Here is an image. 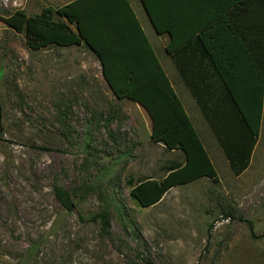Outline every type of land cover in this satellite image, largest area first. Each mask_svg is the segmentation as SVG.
Wrapping results in <instances>:
<instances>
[{"label": "rangeland", "instance_id": "1", "mask_svg": "<svg viewBox=\"0 0 264 264\" xmlns=\"http://www.w3.org/2000/svg\"><path fill=\"white\" fill-rule=\"evenodd\" d=\"M71 1L0 0V264H264V105L258 141L246 142L250 160L235 172L219 140L238 144L240 122L213 101V134L184 92L218 181L201 178L142 206L132 189L162 180L184 156L153 141L147 112L114 95L85 44L35 49L6 23ZM146 28L171 72L167 37ZM103 212L110 237L94 221Z\"/></svg>", "mask_w": 264, "mask_h": 264}, {"label": "trees", "instance_id": "2", "mask_svg": "<svg viewBox=\"0 0 264 264\" xmlns=\"http://www.w3.org/2000/svg\"><path fill=\"white\" fill-rule=\"evenodd\" d=\"M141 2L158 35L169 37L165 51L180 71L181 55L187 50L195 53L194 49L199 64L207 61L220 79L221 89L205 99L204 112L211 126L213 101L220 103L221 111L236 116L240 142L227 146L219 141L234 171L245 168L251 156L246 142L250 148L257 143L263 115L264 0ZM6 23L25 33L35 49L85 44L101 63L114 95L147 112L153 141L185 155V163L172 164L162 180L146 179L132 189L142 206H155L172 188L201 178L218 181L216 168L128 0H72L36 17L17 12ZM54 195L66 211H76L67 190L55 186ZM94 221L100 222L104 235H112L109 212L97 214Z\"/></svg>", "mask_w": 264, "mask_h": 264}, {"label": "crops", "instance_id": "3", "mask_svg": "<svg viewBox=\"0 0 264 264\" xmlns=\"http://www.w3.org/2000/svg\"><path fill=\"white\" fill-rule=\"evenodd\" d=\"M128 1L130 2L132 9L134 10L138 20L140 21L142 28L144 29L149 41L151 42V39L149 37V33L146 30L147 29L146 27L150 26L155 34H156V31H155L146 11L144 9V6H143L141 0H128ZM147 22H148V24H147ZM164 36H166L167 40L169 41V37L167 35H164ZM168 41H167V43H168ZM151 44L153 46L152 42H151ZM166 46H167V44H166ZM153 48L155 50L154 46H153ZM193 52H195V53H192L191 50H187V51H185V53L183 52V54L181 55V58H182L181 71L178 69L175 61L173 60V57L171 55H168L167 53L166 54L171 61L170 64H172V68H173L172 71L168 73L166 71V69L163 67V65L162 64L161 65L164 68L168 78L170 79L171 84H172L176 94L178 95L179 99L181 100L192 124L194 125L196 131L198 132L204 147L206 148L205 143H204V139H202V136H201L199 130L197 129L195 123L193 122L192 116H190L188 113L187 106L185 104L183 96L185 94L184 92H188V94L191 96L194 104L200 110V112H201L204 120L206 121L207 125L209 127H211L212 133L215 134V131H214V129L210 123V116L206 115V113L204 112V110L206 108H204V107L206 104L205 99H207V97L210 94L214 95L217 90L221 89V81H220V79L217 78L214 70L209 68L210 65L208 64L207 61H204V62H202V64H199V62H201V61H200L199 57L196 56V54L198 52L195 51L194 49H193ZM160 63H161V61H160ZM184 90H186V91H184ZM209 109H210V107H209ZM203 138H204V136H203ZM206 150L208 152L207 148H206ZM223 150H224V148H223ZM170 152L174 153V154L177 153V154L183 155L184 156V162L183 163H185V155L182 152H180V151H170ZM223 152H224V155L226 157L228 164H230V160L228 159V157L225 153V150ZM208 154H209V152H208ZM209 157L212 161L210 154H209ZM212 163H213V161H212ZM174 188H172V189H174Z\"/></svg>", "mask_w": 264, "mask_h": 264}, {"label": "water", "instance_id": "4", "mask_svg": "<svg viewBox=\"0 0 264 264\" xmlns=\"http://www.w3.org/2000/svg\"><path fill=\"white\" fill-rule=\"evenodd\" d=\"M145 9V8H144ZM146 11V10H145ZM147 13V12H146ZM148 15V14H147ZM149 17V16H148ZM150 19V18H149ZM151 21V20H150ZM152 23V22H151ZM153 25V24H152ZM154 27V26H153ZM155 29V28H154ZM108 84V83H107ZM108 86H109V84H108ZM109 88H110V86H109ZM111 89V88H110ZM112 91V90H111ZM113 92V91H112ZM114 93V92H113Z\"/></svg>", "mask_w": 264, "mask_h": 264}]
</instances>
